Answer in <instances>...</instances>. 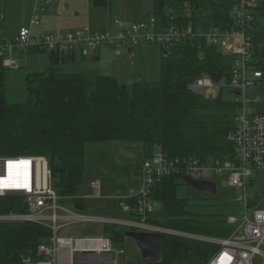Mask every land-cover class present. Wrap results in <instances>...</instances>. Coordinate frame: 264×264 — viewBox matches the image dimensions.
I'll return each instance as SVG.
<instances>
[{
  "label": "trees",
  "instance_id": "16d2710c",
  "mask_svg": "<svg viewBox=\"0 0 264 264\" xmlns=\"http://www.w3.org/2000/svg\"><path fill=\"white\" fill-rule=\"evenodd\" d=\"M188 1L152 0L156 26L202 30L234 27L229 13L236 0ZM91 2L94 7L115 12L113 0ZM255 2V20L248 35L254 49L253 66L264 80V0ZM27 54L44 56L48 67L27 74L23 78L24 99L11 103L6 96L7 69L0 65V159L44 157L51 188L71 211L81 214L84 210V199L78 192L88 144H141L144 160L156 152L201 161L233 159L228 135L234 130L239 105L224 99L222 92L208 100L189 89L192 82L209 74L230 80V58L216 46H206L201 40H181L162 51L160 80L142 79L130 85L108 76L89 80L79 71L63 72L62 68L74 60L73 54L40 48H32ZM182 184L178 177L156 184L152 198L160 204L156 215L161 220L153 214L147 223L182 233L227 238L233 230L226 223L228 215L209 214L202 205L197 207L203 211L193 212L188 201L178 195ZM124 201L131 206L136 202L133 197ZM11 211L25 213L23 197H0V214ZM126 232L118 226L103 229L118 248H124ZM51 236L47 224L0 222V264H22L29 254L36 258L37 248L48 244ZM217 251L213 244L163 234L162 255L159 261L148 264H207Z\"/></svg>",
  "mask_w": 264,
  "mask_h": 264
},
{
  "label": "built area",
  "instance_id": "2783aa9c",
  "mask_svg": "<svg viewBox=\"0 0 264 264\" xmlns=\"http://www.w3.org/2000/svg\"><path fill=\"white\" fill-rule=\"evenodd\" d=\"M49 1L45 0L46 3ZM255 5V0H236V4L229 13L234 25L230 29L210 27L208 30H202L192 26L161 28L157 27L155 20L151 18L148 23L122 28L118 36H111L107 32H92L88 28L65 33L33 35L31 28L22 27L12 39L0 38V65L7 70H18L20 57L26 56L32 48L46 49L52 53L85 55L90 50L96 51L102 47H110L114 57L118 58L127 54L131 47H136L141 39L147 44L159 45L165 51L181 40H201L206 46H216L222 55L230 58L231 69L228 71L230 80L224 86L219 87L222 77L218 83H215L209 75H205L192 82L189 89L194 95L208 100L215 99L219 92L225 90L239 105L234 117V130L228 135V140L234 149L233 159L201 161L196 158H171L167 154L156 152L142 165L140 192L127 197H133L136 200L135 205L126 203L125 198L119 202L123 211L132 217L135 216L136 222H129L127 224L129 228L140 230V232L198 239L218 246V251L207 264H264V196L255 194L253 185L255 173L264 170V114L254 113L247 106L250 102L248 92L254 87L264 91L263 75L253 66L254 49L248 35V32L253 29ZM31 24L37 27L40 22L34 17ZM217 87L220 90L218 93ZM230 93L238 95L234 96ZM24 158L30 177V189L19 191L21 192L19 196L23 197L24 204H28L29 213L22 216L10 213L11 215L4 220L14 223L46 224L44 222L51 219L49 227L53 237L48 244L37 248V259L30 260L31 254H29L22 264H60L59 255L63 249L89 254L90 257L86 258L82 264H116V261L112 260V254L123 255L125 252L121 249L115 250L113 241L109 237L92 235L72 239L59 236L60 223L64 220L58 212L61 211L66 215L72 213L57 205L59 199L48 183L50 177L45 158ZM10 160L16 159H0L2 178L5 174L4 162L7 164ZM38 163L40 165L39 180L36 169ZM25 177H27L26 172L22 178ZM168 177H178L180 181L189 179L194 182H213L216 189L220 184L221 190H229L234 195L236 207L235 215L226 217L227 225L233 228L231 234L227 238L198 237L148 224L149 216L155 214L156 208L160 206L152 198V190L157 183ZM92 186L99 195L100 183H93ZM8 192L18 191L12 186L0 185V197L8 196ZM75 216L79 217L80 223L111 224L108 219ZM66 223H69L68 220Z\"/></svg>",
  "mask_w": 264,
  "mask_h": 264
},
{
  "label": "rangeland",
  "instance_id": "374dc122",
  "mask_svg": "<svg viewBox=\"0 0 264 264\" xmlns=\"http://www.w3.org/2000/svg\"><path fill=\"white\" fill-rule=\"evenodd\" d=\"M5 0H0V3H3ZM28 0H8L9 8L16 4L18 7H21V2H27ZM34 0H31L33 2ZM15 3V4H13ZM113 7L115 12L113 13V18L111 19V28H109L108 33L111 36H118L121 31L115 30L119 28L115 21L118 22L124 28L131 27L132 25L139 23H148L152 18V0H113ZM1 14V13H0ZM12 22L17 19V15L20 16L19 21L24 20L26 17V11L21 8L17 9L14 13ZM110 14V13H109ZM2 17L0 16V19ZM109 20V19H108ZM6 23V22H5ZM264 24V23H263ZM34 35V34H33ZM144 43V40H139V43ZM154 47L158 51V65L155 68V72H146L143 75H126L118 78L121 84L130 85L134 81H140L142 79L147 80L148 82H157L160 80V59L162 54V48L159 45L147 44ZM229 43L226 46V51L228 53ZM108 48L110 54L113 51L110 47ZM133 48V47H131ZM131 51V50H130ZM97 54V51H88L85 56L90 58ZM88 61V60H87ZM18 70H7L6 71V96L11 103L21 102L25 97V88L23 83V78L31 72H41L45 71L48 67L46 59L44 56H33V57H20L19 59ZM63 72H72L68 67H63ZM73 71H77L73 69ZM139 72V69L138 71ZM108 76H113L112 72L103 73ZM91 80L92 78L87 77ZM225 80L222 79L219 87L225 85ZM219 87L216 88L217 93L220 91ZM223 98L235 102L233 97L229 96L225 90H222ZM247 96L250 99V102L247 104L248 107L254 113H264V91L260 90L258 87H254L252 91L247 93ZM85 170L81 186L79 187V196L84 199V210L82 211L83 216L98 218V219H117V220H126L129 222H136L134 217L129 213L125 212L120 208L119 202L121 199L136 195L140 192V185L142 181L141 168L144 163V158L142 154L141 144H127V143H117V142H106V143H92L86 145L85 148ZM49 172V170L47 169ZM44 173V167H43ZM50 177V172H49ZM216 180V179H215ZM99 182L101 191L100 195H97L96 190L93 189L92 184ZM48 183L51 187V181L48 180ZM253 185L255 188V194L264 196V170L258 171L255 173ZM52 190V188H51ZM178 195L181 198H184L188 201L191 210L193 212H200L204 209H199L197 206L202 205L203 208L207 209L209 214L213 215H235V198H233L229 190H221V185L218 184L217 194L215 197H206L189 186L182 184L178 189ZM8 196H19V195H8ZM59 207L67 209L70 208L67 205H64L61 202H57ZM26 211L25 213H18L11 211V214L22 216L26 213H29L28 204H25ZM71 211V210H70ZM161 207L158 206L155 210V216L161 220L160 216H157L160 213ZM73 212V211H71ZM0 214V222H8L4 220L11 214ZM59 213H61L59 211ZM75 213V212H73ZM71 214V213H70ZM77 214V213H75ZM75 214L68 215L66 218H63L66 223L67 220L69 223H66L69 228L61 231L66 236L76 234L80 228H90L95 231L99 229L100 225H95L92 223H80L79 217ZM157 214V215H156ZM80 215V214H78ZM50 219V218H46ZM72 221V222H70ZM36 223V222H34ZM47 225H50L51 219L47 222H44ZM57 225V224H56ZM66 225V227H68ZM127 232H140V230L129 228V227H120ZM164 230L163 227H161ZM131 230V231H130ZM134 230V231H133ZM99 231H96L94 235L99 236ZM188 234V233H187ZM198 237H204L199 236ZM53 237V233L52 236ZM195 241H200L194 239ZM210 244V243H209ZM117 246V245H116ZM126 246V247H125ZM125 254L115 256L112 254V260L116 261V264H148V260L142 258L139 249L136 245L130 240L125 239ZM32 257V256H31ZM29 258L30 260H35L38 258ZM150 262V261H149Z\"/></svg>",
  "mask_w": 264,
  "mask_h": 264
},
{
  "label": "crops",
  "instance_id": "0c3cea01",
  "mask_svg": "<svg viewBox=\"0 0 264 264\" xmlns=\"http://www.w3.org/2000/svg\"><path fill=\"white\" fill-rule=\"evenodd\" d=\"M20 6L21 7H18L15 4L10 11L8 0L0 3V16L2 17L0 19V38L12 39L17 35L19 29L22 27L31 28L34 35L65 33L83 28H88L92 32L108 33V27L111 28L110 21L113 18V14H111L109 8L94 7L91 0H50L48 3H46L45 0H34L33 2L28 0L24 3L21 2ZM19 8L26 11V17L24 20L19 21L20 16L17 15V19L12 22L13 16L15 15L14 13ZM34 17H36L40 22V25L37 27H34L31 24ZM115 24L119 26V28L115 29L116 31H121V29L124 28L119 25L117 21H115ZM96 51L97 54L91 58L89 56L86 57L85 55H80L77 53L74 55V60L69 65L67 64L65 66L72 71L75 69L82 73L85 77L92 79L98 76H108L103 74L104 72H112L114 77H108H113L118 80V78L126 75H143L148 71L154 73L155 68L158 65V51L154 47L142 42L138 43L136 47L131 48V51H129L127 54L118 58H115L112 53L110 54L111 51H109L106 47H102ZM26 56L33 57L39 55L27 54ZM138 69L139 72H137ZM73 212L71 213H76ZM78 214L79 213L75 215ZM58 215L62 218H66L68 216L63 212H58ZM108 220L111 221V224H95L101 226L98 230L95 229L94 231L93 229L90 230V228H80L78 231H76V234L70 236H66L61 232H64V230L68 229L69 226L66 223H60L61 228L59 230V236L75 239L92 235L96 236L94 235L96 231H99L100 234L98 235L105 236L103 233L105 226L127 227V224L129 223V221L126 220ZM66 225L68 227H66ZM113 247L115 250H125L126 246L124 248H118L115 243H113ZM114 255L119 256L116 254ZM88 257H90V255L87 253L80 254L76 251L71 252L69 249H63L59 255V263L82 264Z\"/></svg>",
  "mask_w": 264,
  "mask_h": 264
},
{
  "label": "water",
  "instance_id": "95a60500",
  "mask_svg": "<svg viewBox=\"0 0 264 264\" xmlns=\"http://www.w3.org/2000/svg\"><path fill=\"white\" fill-rule=\"evenodd\" d=\"M187 2H189L187 0ZM210 78L215 83L221 80V77L216 74H209ZM230 95H238L237 93H230ZM184 184L194 189L198 193L206 197H215L217 194L216 185L213 182H194L185 179ZM9 195H21V192H8ZM125 237L130 239L139 249L143 259L152 263L159 261L162 255L163 235L159 233L148 232H126Z\"/></svg>",
  "mask_w": 264,
  "mask_h": 264
},
{
  "label": "bare ground",
  "instance_id": "6f19581e",
  "mask_svg": "<svg viewBox=\"0 0 264 264\" xmlns=\"http://www.w3.org/2000/svg\"><path fill=\"white\" fill-rule=\"evenodd\" d=\"M24 157H20L16 160H10V163L5 164L4 162V175L3 178L0 176V185L2 187L12 186L16 191H25L30 189V177L28 172L27 163L24 161ZM38 180L40 179V165H36ZM6 170V171H5ZM26 172L27 177L22 178ZM23 179V180H22Z\"/></svg>",
  "mask_w": 264,
  "mask_h": 264
}]
</instances>
